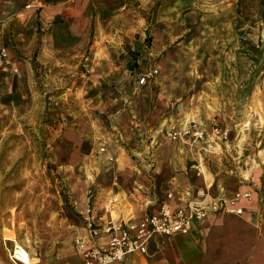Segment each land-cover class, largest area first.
Segmentation results:
<instances>
[{
  "label": "rangeland",
  "instance_id": "rangeland-1",
  "mask_svg": "<svg viewBox=\"0 0 264 264\" xmlns=\"http://www.w3.org/2000/svg\"><path fill=\"white\" fill-rule=\"evenodd\" d=\"M131 2L114 17L94 8L80 47L61 53L45 52L39 16L5 32L12 61L0 55V235L51 264L73 250L80 198L90 174L108 166L102 143L120 145L146 170L160 141H174L168 124L196 120L228 129L210 149L222 159L211 162L248 178L264 167V0ZM158 28L170 45L156 43ZM155 67L153 81L138 86ZM113 113L118 125L107 121ZM3 248L0 264H11Z\"/></svg>",
  "mask_w": 264,
  "mask_h": 264
},
{
  "label": "crops",
  "instance_id": "crops-1",
  "mask_svg": "<svg viewBox=\"0 0 264 264\" xmlns=\"http://www.w3.org/2000/svg\"><path fill=\"white\" fill-rule=\"evenodd\" d=\"M131 1L0 0V55L5 49L12 61L9 43L4 39L12 21L14 24L24 20L30 24L39 16L42 29L47 30L45 52L61 53L80 47L92 23L94 8L114 17L125 14L122 8ZM210 1L217 5L224 0ZM10 15L14 16L10 18ZM163 36L161 28L155 30L156 43L170 45L171 38ZM139 78L137 84L140 87L153 81L141 84ZM154 83H158L157 78ZM115 110L121 112L119 107ZM115 117L113 113L107 121L118 125L120 122ZM194 124L205 130L203 137L184 134V129ZM177 125L179 127L175 123L168 124L170 136L176 132L177 137L172 136L174 141L164 138L160 141L154 151V163L146 170L136 167L120 145L102 143L105 151L99 152L100 159L108 165L107 169L98 167L90 174L91 184L78 205L83 223L77 226L73 250L64 256V260L54 264H85L77 239L106 245L113 235L107 230L111 221L126 230L130 226L137 227L147 215L159 214L164 203H169L172 212L176 213L179 209L189 211L190 205L198 202L208 204V214L195 222L190 233L174 237L157 236L151 241L148 253L127 254L124 261L116 264H264V167L260 170L262 172L256 170L251 178L235 174L225 162L221 166L220 162H211L212 158H222L219 150L210 149L229 137L217 135L215 127L209 131L196 120ZM143 156L147 155L144 153ZM100 175L107 176L106 184L98 181ZM114 197L117 198L115 202ZM216 202L221 204L219 210L212 207ZM89 206L93 207L92 218L100 229L95 238L91 237L87 226ZM237 209H242L243 213H237ZM132 232L136 233L137 229ZM7 245L12 248L15 244ZM0 246L4 247L10 263L17 264L10 257L9 247L1 241ZM29 251L31 264H51Z\"/></svg>",
  "mask_w": 264,
  "mask_h": 264
},
{
  "label": "built area",
  "instance_id": "built-area-1",
  "mask_svg": "<svg viewBox=\"0 0 264 264\" xmlns=\"http://www.w3.org/2000/svg\"><path fill=\"white\" fill-rule=\"evenodd\" d=\"M1 55L9 61V55L4 49ZM159 74L158 68H152L147 73L139 78V83L147 84L152 78ZM214 132L217 135L227 137L228 131H223L220 127H215ZM185 135L194 134L198 137H203L206 132L201 126L194 124L184 129ZM173 138L177 137L176 132L171 134ZM92 197V196H91ZM172 197V194L169 195ZM117 200L113 198V202ZM208 204L204 202L193 203L190 205L189 211L179 209L173 213L169 203L162 205L159 214L147 215L140 224L130 226L129 229L124 230L123 226L113 221L109 222L107 227L108 232H113L112 237L106 245L88 243L83 238L77 239V246L81 250L85 264H116L124 261L127 254L130 253H143L149 252V245L151 241L157 236L174 237L178 234L190 233L194 227L195 222L204 219L208 214ZM213 209L219 210L221 207L220 202L213 203ZM237 213L242 214V209L235 210ZM88 220L87 226L92 238L99 235V226L96 225L95 219L92 218L93 207L89 206L87 211ZM137 229L136 233L132 231ZM0 241L8 248L9 242L15 245L10 248V257L17 264H31L32 256L28 248L21 244H17L16 239L11 236L2 235Z\"/></svg>",
  "mask_w": 264,
  "mask_h": 264
},
{
  "label": "bare ground",
  "instance_id": "bare-ground-1",
  "mask_svg": "<svg viewBox=\"0 0 264 264\" xmlns=\"http://www.w3.org/2000/svg\"><path fill=\"white\" fill-rule=\"evenodd\" d=\"M17 244H20V243H17ZM37 259H34L33 261H36Z\"/></svg>",
  "mask_w": 264,
  "mask_h": 264
}]
</instances>
